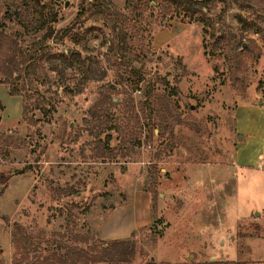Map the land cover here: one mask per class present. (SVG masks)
Returning <instances> with one entry per match:
<instances>
[{
	"label": "rangeland",
	"instance_id": "1",
	"mask_svg": "<svg viewBox=\"0 0 264 264\" xmlns=\"http://www.w3.org/2000/svg\"><path fill=\"white\" fill-rule=\"evenodd\" d=\"M0 102V264H264V0H0Z\"/></svg>",
	"mask_w": 264,
	"mask_h": 264
},
{
	"label": "trees",
	"instance_id": "2",
	"mask_svg": "<svg viewBox=\"0 0 264 264\" xmlns=\"http://www.w3.org/2000/svg\"><path fill=\"white\" fill-rule=\"evenodd\" d=\"M170 2L176 4L181 10L185 11V12H193L197 9H202L203 7H205L210 1L212 0H208V1H194V0H169ZM52 20L55 19V15L52 14L51 16ZM48 29V33L50 34L51 33V28L50 27H47ZM256 33H261V30H257ZM120 39V45L121 46H125V37L124 35H121L119 37ZM116 40V43H118L117 41V38L115 39ZM74 57H79L78 55L74 56ZM72 58H69V61H71ZM2 110V104L0 102V112ZM6 181V180H5ZM2 182V183H5ZM115 244H121L120 242H116ZM104 251H106L107 249L103 248ZM232 264V263H230Z\"/></svg>",
	"mask_w": 264,
	"mask_h": 264
},
{
	"label": "built area",
	"instance_id": "3",
	"mask_svg": "<svg viewBox=\"0 0 264 264\" xmlns=\"http://www.w3.org/2000/svg\"><path fill=\"white\" fill-rule=\"evenodd\" d=\"M258 168L264 170V152L262 153V155L259 156V159H258Z\"/></svg>",
	"mask_w": 264,
	"mask_h": 264
},
{
	"label": "water",
	"instance_id": "4",
	"mask_svg": "<svg viewBox=\"0 0 264 264\" xmlns=\"http://www.w3.org/2000/svg\"><path fill=\"white\" fill-rule=\"evenodd\" d=\"M194 1H208V0H194ZM65 4H67V3H65Z\"/></svg>",
	"mask_w": 264,
	"mask_h": 264
}]
</instances>
